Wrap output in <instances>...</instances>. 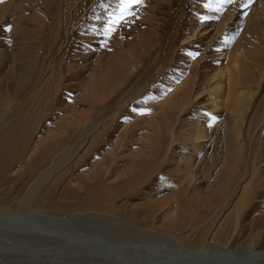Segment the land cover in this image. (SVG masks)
I'll return each mask as SVG.
<instances>
[{
    "label": "bare ground",
    "instance_id": "1",
    "mask_svg": "<svg viewBox=\"0 0 264 264\" xmlns=\"http://www.w3.org/2000/svg\"><path fill=\"white\" fill-rule=\"evenodd\" d=\"M11 2L12 8L0 13V19H12V34L3 31L5 36L0 38L26 31L41 58L38 65L26 66L29 82L13 101L0 103V212L39 221H70L94 229L93 234L107 240H134L145 233L155 239L166 238L184 251L208 252L214 257L198 263H186L187 259L184 264H244L248 256L259 263L264 260V210H260L264 204V0H142L119 24L110 21L120 15V0ZM244 4L247 7L241 6ZM109 28L114 30L109 32ZM180 29H185L187 36L177 42ZM72 39L76 43L70 46ZM65 46L85 53L74 84L69 83L74 82L70 75L62 84L64 76L61 79L56 65ZM13 72L12 67L5 68L9 82L16 76ZM20 72H24L21 64L17 66V74ZM59 89L78 99L84 108L55 116L50 131L59 132L58 141L45 145L31 159V145L40 138L37 129H30ZM140 98L145 100L138 103ZM133 102L137 109L147 108L148 115H134L133 121L124 117L129 122L119 132L107 134L104 130L113 118ZM103 131V152L119 146V137L129 135L123 139L128 150L133 148L123 159L124 180L119 188L128 193L141 187L136 198L145 199L146 206L132 199L129 201L134 203L127 200L125 210L101 208L87 206L82 197L57 199L41 194L39 187L44 188L52 172L66 163L70 154L74 159L86 152ZM167 154L171 159L177 157L171 163L176 166L172 176L164 168L170 161L162 168ZM17 164H27L24 172L7 180L4 169ZM35 164L42 166L34 174ZM28 171L32 176L27 178ZM155 177L161 183H154ZM29 180L34 186L15 192ZM27 221L16 218L0 229V237L11 246L0 245V264H107L97 259H71L73 255L40 262L38 253L22 251L23 246L51 245L59 241L57 237H65L67 230L56 227L57 223L47 228L46 220L44 225ZM48 248L39 252L55 251ZM118 259L108 264H128Z\"/></svg>",
    "mask_w": 264,
    "mask_h": 264
},
{
    "label": "rangeland",
    "instance_id": "2",
    "mask_svg": "<svg viewBox=\"0 0 264 264\" xmlns=\"http://www.w3.org/2000/svg\"><path fill=\"white\" fill-rule=\"evenodd\" d=\"M11 8H12L11 0H0V13L5 12V11L11 9ZM154 12H156V10H154ZM4 19L5 18H1L0 19L1 20L0 21V35L1 36H5V33H2L3 31H7L6 32L7 34L8 33L12 34V19H10V18L9 19H5V20ZM81 25H82V21L79 22V26H81ZM23 26H25V25H23ZM180 30H181L182 34H179V36L177 38V42H179L180 40L185 39L186 36H187V32L185 31V29H183V30L180 29ZM25 32L24 33H13L14 34L13 36L9 34V35H7V37H5V39L0 38V40H1V42H0L1 44L0 45H3V46H0V48L2 49L1 50V54H0V56H1L0 57V103L1 104L3 103L4 100L5 101H10V100L14 99L16 94H17V91H19L21 88H24L28 84L29 80H28V82L26 81L25 73H26V71L27 72H29V71H28L26 66H28L29 64H32V63L33 64L35 63L37 65L40 63L39 62V60L41 58L40 57V51L35 46L31 45V44H34V43H30L29 42V39L27 37L28 36L27 32L26 33ZM16 37L18 39H16ZM19 37H21V39ZM8 39L11 42H13V44ZM20 40H21V42H20ZM22 40H24V41H22ZM174 40H176V38ZM14 42L17 44V46H16V44ZM75 43H76V40L72 39V40L69 41L70 46L75 45ZM12 45H13V47L10 48V46H12ZM25 46H27V47H25ZM31 46H33L34 48L32 49ZM67 47L68 46H65L63 48V50H62L63 52H61L59 54L58 60L56 62V65L58 66L59 76H61V79H62V76H64L63 79H62L63 82L61 80L62 84L65 83V81L68 79V77H70V78L73 77V78H71L72 81L76 80L74 78H76V74H78V72L80 71L81 63H82V60H83L84 54H85L83 52V50H76V49L74 50L72 48L69 49ZM20 48L23 49V50H21ZM36 50H37V52H39V54L36 52ZM13 51H15V52H13ZM2 52H3V54H2ZM14 53H16V55ZM19 53H21V54H19ZM73 54H74V56H73ZM19 64H21L23 66L24 72H20L19 75H18L17 74V66ZM8 66H10V69L12 67V69L14 71L12 74L16 75V76L13 77L14 79H12V81H10V82H9V78H8L9 74L6 73L7 77L5 76V68L8 67ZM78 66H80V67H78ZM169 71L173 72V70H169ZM61 72H62V75H61ZM69 72H71V73H69ZM170 72H168L167 74L168 75L171 74ZM68 75H70V76H68ZM167 76L165 75V77H167ZM65 77H67V78H65ZM64 79H66V80H64ZM75 82L76 81L71 83V81H69L70 84H74ZM20 83H21V85H20ZM60 89H62V85H61ZM59 90H57L55 95L52 97V99H50L49 106H48L47 110L44 111L38 117L37 122L33 124L34 126L32 125L33 129H30L31 132H33L35 129H37V131H39V134L37 135L38 138L37 137L36 138L37 139L40 138L39 141L42 140V142L38 141V143L36 142L34 145H31L32 147L35 146L33 149L31 147V149L29 150L32 153L31 155H33V156H31V159H34V156H37V154L39 152L38 150L44 149L46 147L45 145L49 144L50 142H54V140L58 141V138L60 137L59 136L60 135L59 132L58 131H56V132L55 131H50L51 130V126H52V120L55 119V116L68 115L70 113V111L72 113H77V109L79 111V110H82L81 108H84L80 104V101L78 99H75L69 93H62L63 92L62 90H60V92H58ZM73 90H71V91H73ZM143 100H145V99L144 98L143 99L140 98V100H138L139 101L138 103H140V101L143 102ZM136 102L129 103V105L123 107L122 111L120 110L118 116L116 115L113 118L111 123L107 126V128L104 131H106L107 134L110 133L111 131L113 132L114 130L119 132L120 127H122V125H125L126 122H129V120H124V117L126 118V117L130 116V119L132 120V119L135 118V116H137V118H138V116L139 117L144 116V115L147 116L148 115L147 108H145V109H144V107L138 108V109L135 108L134 104H136ZM82 113H88V112L83 110ZM113 127H114V129H113ZM104 131L99 135L100 139L96 143H94L93 146H90V148L88 150H86V152L81 154L79 157L77 156L74 159H72L73 156L70 154L69 156L71 158H68V161L65 160L66 163H63L64 161H62L63 164L60 165L61 168L60 167L56 168L57 171L55 170L54 171L55 173L52 172L51 177H50L51 179L49 178L48 181L45 182V184L43 186L44 188H41L42 186L39 187L40 193L41 194L44 193L45 196L52 197V198H57V199L60 198V197H64L66 199H70L71 198L72 200H74L76 198L77 200H81L80 198L82 197V199L83 198L85 199L84 203H86L87 206H95V207H101V208L112 207V208H118V209H123L124 208L123 210H125L127 205H129L128 203L129 202L131 203L134 200H135L134 201L135 203L137 202L138 204L140 203V205H142V206L143 205L146 206V204H145L146 200L145 199L141 201V200L136 198L138 196L137 193L139 191H141V187L138 186V188L135 189V190L134 189L129 190L131 194H129V191L127 193V192H125V191H123V190H121L119 188L120 184L124 180V175H122L124 173V168L122 167V164H124L123 159L125 160L127 152H129V150L131 148H133V147H131L128 150L127 147H126V144H125L126 142H124V141L126 140V136L127 135L124 136V137L123 136L119 137V141H120L119 144H118L119 146L116 145L114 148H111V150H110V148H107L106 150H108V149L109 150L103 152L102 148H101V145H103V143L105 142L103 138L106 136L105 135L106 132H104ZM49 135L52 136L53 138L49 137ZM51 139H53V140H51ZM122 139H123L124 144L122 142ZM41 143H42V146H41ZM99 143H101V144H99ZM106 147L107 146H105V148ZM34 150H35V152H37L36 155H35ZM108 152H110V153H108ZM170 156H171L170 154L166 155L165 161L163 162L162 168L164 167V163H166V161H170L169 162L170 164H165L164 168L167 167L168 170L170 171L171 176H172V174L174 173V169H176V166L172 165L171 163H173V161L176 160L177 157L175 156V157H172V159H171ZM118 157H119V160L121 162H119V160H116V158H118ZM152 164H156V162L153 161ZM26 165L27 164H17L16 167L8 166L10 169L8 167H6V169H4L3 174L7 175L6 176L7 180H14L17 177L22 175V173L25 170ZM109 165H111V166H109ZM40 166H42V165L35 164V166L32 168V171L34 172V174L39 171ZM113 166H115V167H113ZM109 167L112 168V169L109 170ZM7 170H8V172H5ZM32 171L31 172L28 171L26 177L29 176V175L31 177L32 176V174H31ZM175 171H177V170H175ZM8 173H10L9 174L10 176L8 175ZM103 173H104V175H103ZM105 174H108V175H105ZM111 174L112 175L114 174L113 175L114 178H113V176ZM110 175H111V178H110ZM120 176H122V178ZM93 177H95V178H93ZM112 178L114 180H112ZM31 182L32 181H30V180L28 182H26V184H24L22 182L17 187L15 192L23 190L24 188H22V187H25V186H27V188H31V186H34V185H32L33 182L32 183ZM157 182L161 183V181H157L156 177H155L154 183L158 184ZM95 184H97L96 187H95ZM28 185H30V187ZM93 185H94V189L92 188ZM101 185H103V186H101ZM97 186L98 187L100 186L103 190L100 187L98 188ZM100 191L101 192L103 191V192L101 193ZM96 193H98V194H96ZM100 194H102L103 196H102V198H100L101 200L99 199V201H98V200H96V197L98 195H100ZM136 194H137V196H136ZM132 196H133V198H132ZM125 197H128L129 199L128 198L125 199ZM122 199L123 200L125 199L124 200L125 202ZM127 200L128 201L132 200V201L128 202ZM120 202H121L122 205L120 204ZM122 202H124V203H122ZM126 202H127V204H126ZM134 202H132V203H134ZM110 203L112 205H110ZM253 205H255V203ZM134 206H135V204H134ZM136 206L138 208V205H136ZM136 206L134 208H136ZM261 206L262 207H261L260 210L263 211L264 210V208H263L264 204H262ZM4 213H5V215H4ZM16 216H19V215H12V213H7V212L1 213L0 212V229L4 228V224L10 223L13 220H15L16 218H18V219L25 218V221L26 220H28L27 222L30 221L29 222L30 224H35V223L42 222L40 224L44 225V221L46 220L45 224L46 223L47 224L45 226L47 228H49V227L53 228V227H55L53 225H56V223H57L56 227H58V225H60L59 229H62V230L65 229L63 231L67 230L66 233H65L66 234L65 237L70 238V241H66L64 239L65 238L64 236L63 237L60 236V237L56 238L59 241L53 242L51 245H47V246H45L46 244H42V243H35V245H34V243L33 244L31 243L32 244L31 246H33V247L29 246L30 244H28V245L22 244V246L24 245L22 251H25L24 248H26L27 250L32 251V253L33 252L34 253H38L39 254L38 258H40V262L42 261V263H47L46 260H49V259H55L56 260L58 257L61 258V259L62 258H70L69 256H71V255H73V256H71V259H74L76 257H78V258L82 257L84 261L85 260L87 261V258L88 259H92V260L93 259H95V260L97 259V261H104L107 264L111 263V262L113 263L114 260H117L118 258H119L118 260L122 261V263H124V260H126V262L128 264H129V262H130V264L136 263V262L144 263V264H152L151 262H153L154 264H158V263L159 264H161V263L170 264V263L178 262V263H183L184 264L187 261V259H189V260L186 263H190L189 261L198 263L199 261L201 262V260H202V262H205L206 260H210V259L214 258V257H212V255L210 253L208 254V252H207V254L204 253V254H206L204 258L202 257V256H204L203 253H199L200 254V256H199L198 253L190 251L191 252V254H190V252H188L186 250H185L186 251L185 252L182 248H180L179 246L175 245L173 242H171L170 240H168L166 238L156 237V239H155L154 236H153L154 237L153 238L150 235H148L147 233H146L147 234L146 236H144L145 233L140 234V236L143 235V234L144 235L141 236V237L139 236V238L137 237L134 240H125V239L123 240V238H121V237H119V238L118 237L117 238L116 237H108V240H107V237H105V236H101L100 237V234L98 236V233L97 234L96 233L93 234L95 232L94 229H93L94 230V232H93L92 229H88L86 227L84 228L83 226L81 227L80 225H78L76 223H73V222H70V221L69 222H65V224H64L63 222H59V221H55V220H51V219L48 220V219L42 218L39 221V219L37 217H35V218L31 217L30 218V217H27V216L26 217L23 216L22 218H19V217H16ZM47 221H49V222H47ZM50 221H51V223H50ZM53 222H54V224H53ZM61 223H62V225H61ZM64 225H66V226H64ZM254 225L258 226V223H255ZM90 230L92 231V233H90L91 232ZM85 233L86 234L88 233V234L85 235ZM90 235H91V237H90ZM99 237L101 239H99ZM0 238H1V242H2V243H0V245L2 247H4V246L6 248H10L11 247L9 244H7L8 242H6V238H4V237H0ZM67 240H69V239H67ZM3 242L6 243V244H4ZM70 242L72 244H70ZM63 243H64V245H63ZM110 243H112V245H110ZM65 244H66V246H65ZM108 244L110 245V247H109ZM127 245H129L130 247L127 246ZM134 245H135V248L133 247ZM14 247H16V246H14ZM43 247H45V248L49 247L48 249L55 248V251L54 250H50V251L43 252V250H42V252L41 251L39 252V250H41ZM120 247H122L123 249L122 250L121 249H117V248H120ZM126 247L129 248V249L126 250L127 249ZM134 249H136V251H138V252H136V251L134 252ZM118 250H120V251H118ZM181 250H182V252L183 251L184 252L182 253ZM51 251L54 252V253L52 254ZM70 251L72 252V254H70L71 253ZM82 251H84V252H82ZM47 252H49V253L51 252L50 256H49V253L47 254ZM125 252H126V254H125ZM18 253H19V251H18ZM94 253H96V254L99 253V254L95 255ZM186 253L188 255H186ZM46 255L48 256V258H47ZM100 255H102L103 259H102V257ZM105 255H106L107 258L109 257V259H110L109 262H106L108 259L107 260L105 259L106 258ZM107 255H109V256H107ZM134 255H135V257H134ZM51 256H52V258H50ZM114 256H116L117 259L114 258ZM128 256H130V257H128ZM146 256H147V259L145 258ZM194 256L196 258L198 257L197 260H196V258ZM185 257H187V258L185 259ZM143 258H144V260H143ZM190 258H191V260H190ZM137 259H138V261H137ZM139 259L141 261H139ZM133 260H135V261H133ZM259 261H261V262L259 263V262L255 261L254 258H251L250 256H248L247 260L245 261L246 263H244V264H264V260H259ZM51 263L53 264L54 262H51ZM78 263L82 264L84 262H78ZM136 264H138V263H136ZM241 264H243V262Z\"/></svg>",
    "mask_w": 264,
    "mask_h": 264
},
{
    "label": "snow or ice",
    "instance_id": "3",
    "mask_svg": "<svg viewBox=\"0 0 264 264\" xmlns=\"http://www.w3.org/2000/svg\"><path fill=\"white\" fill-rule=\"evenodd\" d=\"M227 2H231V0H227ZM140 3H142V0H120V15L115 20L110 21V24H119L122 20L126 19L127 16L132 15L131 9L133 5H138ZM241 6L247 7V4ZM205 7H209V5L206 4ZM112 30L114 29H108L109 32Z\"/></svg>",
    "mask_w": 264,
    "mask_h": 264
}]
</instances>
